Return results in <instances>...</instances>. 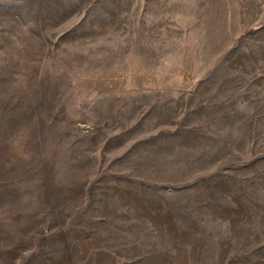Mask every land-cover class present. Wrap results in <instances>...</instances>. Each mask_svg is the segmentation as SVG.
<instances>
[{
	"label": "rangeland",
	"instance_id": "obj_1",
	"mask_svg": "<svg viewBox=\"0 0 264 264\" xmlns=\"http://www.w3.org/2000/svg\"><path fill=\"white\" fill-rule=\"evenodd\" d=\"M0 264H264V0H0Z\"/></svg>",
	"mask_w": 264,
	"mask_h": 264
}]
</instances>
